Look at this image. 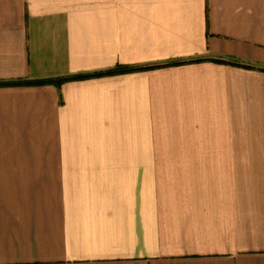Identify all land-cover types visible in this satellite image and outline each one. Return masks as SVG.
<instances>
[{
	"label": "crops",
	"instance_id": "crops-1",
	"mask_svg": "<svg viewBox=\"0 0 264 264\" xmlns=\"http://www.w3.org/2000/svg\"><path fill=\"white\" fill-rule=\"evenodd\" d=\"M118 66L0 85V264H264V0H0V82Z\"/></svg>",
	"mask_w": 264,
	"mask_h": 264
},
{
	"label": "trees",
	"instance_id": "trees-1",
	"mask_svg": "<svg viewBox=\"0 0 264 264\" xmlns=\"http://www.w3.org/2000/svg\"><path fill=\"white\" fill-rule=\"evenodd\" d=\"M217 62H225L223 60H216ZM187 62H198V60H191V61H185V62H173V63H167V64H162V65H158L155 67H164V66H169V65H180V64H184ZM227 63V62H226ZM236 64V63H234ZM237 65V64H236ZM242 65V64H241ZM246 67H249L247 65H244ZM148 68H154V67H148ZM148 68H142V67H122V66H118L115 69H111V70H107L104 72H97L94 74H82V75H78V76H74V77H70V78H63V79H58V80H35V81H16V82H0V85H21L23 84H36V85H41V84H47V83H54L55 81H57V83H62L64 81L67 80H80V79H87L90 77H102V76H109V75H117V74H122V73H128V72H132V71H139V70H144V69H148Z\"/></svg>",
	"mask_w": 264,
	"mask_h": 264
}]
</instances>
